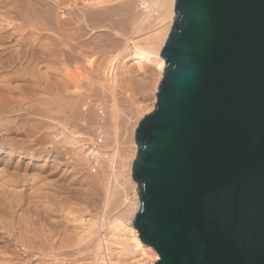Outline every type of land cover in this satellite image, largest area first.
Instances as JSON below:
<instances>
[{"label":"water","instance_id":"1","mask_svg":"<svg viewBox=\"0 0 264 264\" xmlns=\"http://www.w3.org/2000/svg\"><path fill=\"white\" fill-rule=\"evenodd\" d=\"M134 134L132 226L156 264H264V0H175Z\"/></svg>","mask_w":264,"mask_h":264},{"label":"rangeland","instance_id":"2","mask_svg":"<svg viewBox=\"0 0 264 264\" xmlns=\"http://www.w3.org/2000/svg\"><path fill=\"white\" fill-rule=\"evenodd\" d=\"M26 1L27 0H13V2L16 3L19 7H22L24 2H26ZM43 1L44 0H41V3H47V5L49 7H51V15H52L51 17L53 19V20L51 19V22L53 24H55L56 21L62 22L64 20L63 22L66 23V25L64 27V30H66L65 34L69 30L67 32L69 34V38L68 37L66 38V41H67V43H65L66 45H64L63 47L56 48L57 51H58V49H62V48L65 49V46H69L71 48L69 50L70 53L72 55H75L77 59L80 58L79 59L80 61L79 60H76L79 62L73 61L72 63H74V64L69 62L71 65L70 66L68 64V62L65 63L64 56L61 57L62 55H60V54H56V56L54 58H52L53 60L51 59V62L49 61L50 57H47V55H45V62L44 63L42 60L37 61V62H39V64L41 62L40 66H41V68H43L42 69L43 71L41 70V74H43V77H45L44 78L45 81L42 82L41 87L47 86L46 78L49 75V73H47L45 71H48L47 70L48 65L57 69V74H56L57 76H58V74H62V76L64 77V78L63 77L57 78V76H56V81H55V79H54L55 76H52L53 80L55 82L52 80L50 81L51 86L49 84L50 88L47 89L48 93L39 92V95H37L36 93H30L29 92L30 90H27L28 88L26 86L25 88H27L26 90H27V92H29V93H27L25 91L24 85L22 83L23 81L17 80V81H13L11 83H8L10 85V87L12 86L11 88L13 89V92L11 91L10 93H8L9 95H11V96H9V95H7V92L2 94V92H5V91H2L4 89V86H6L8 84L0 81L1 82L0 106H2L4 104L3 103V98H4L3 95L8 96L7 99H4L5 102L9 101L11 103L10 104L8 102L9 104H7L8 106L6 107V113L0 114V137H3V139H6L9 143H12L14 145L17 153L18 152L23 153L22 158H21V157H18V156L16 157L13 155L9 157L8 155H6L7 149H3L0 152V171L3 172V174H2V172H0V174H1L0 176H2V178L10 176L11 177V178L9 177V180L11 179L10 181H12V177H13V180L15 178L14 181L17 182V185H16V183H14L12 188H11V186H9V188H11V190H10L11 192L9 191L8 186H4V188H6V190L8 189V191L12 195L20 193L22 200H23L21 207H20V204L16 205V203H15L16 206L14 205V203L10 204V208H8L10 211L12 210L11 208L13 206H14V208H16L18 206V208H16V209L13 208L14 211L12 210L11 213L9 212V210H7L8 204H6V202L0 203L1 209L5 210L3 216L6 214L9 215V216H7L8 218L5 216L6 218H4L2 220H3V222H5L4 220L6 219V222L4 224L10 222L11 225L17 226L16 223H18L17 221L20 220V217L21 218L26 217V218H28L27 220H25L26 218H22L24 220L22 221V219H21V221H19V222L25 223V222H28L31 220L32 221V227H34V226L37 227V225H39V222H41V219H42V218L40 219L39 216L43 217L42 214L46 210V211L54 212V214L51 215V217H53V218L50 217L49 219H47V222H49L51 220L49 222L50 224L61 226L62 224L64 225L66 223L67 226H69L70 228L71 227H77L78 228V226L81 225L79 223L81 220L92 221V222L98 223V220H99L98 218H99V216L102 215V213H101L102 210L100 207H101V203H102L101 199L103 198V194H102L103 188L101 187V185L97 186V188H96V186H94V187L89 186V184L87 183L88 182L87 180H90V179H87V178L90 177L91 180L92 179L94 180L97 178L96 177L97 174L94 175L93 171H91V170H90L91 172H89L88 166L86 165L87 164L86 163L87 157L85 159L83 158L84 161L82 160V158L78 160L74 156L75 154H73V152H71L73 150L72 149L73 147L68 145L67 142L61 143L59 141L63 137L61 132L62 131H64V132L73 131V133H74V129H75V131L77 130V132L79 131V133L82 134V136L84 138L83 140H85L86 136L94 135L93 130L96 129L95 127H97L98 124L102 123V119H103V121L106 122L108 131H110V130L113 131V125L110 126L111 124H114V123H115V125L118 124L120 143H123L122 145L119 146V149H120L119 152H123V153H125V155H127V154L129 155L130 150L133 149V147H134L132 145V143H135L134 138L131 137L132 126L134 125L135 121H137V120H138V122L141 121L144 116L149 115L150 113H152L154 111V107H155L156 99H157L156 97H157V93H158V86H159L160 82L162 81L163 72L161 74V71L158 69V62H156V61H153L151 63L146 64V66H144L143 68H139L137 66V64L133 61V59L130 58L131 50H130V46L126 47V43H127L126 39H128L130 37V34L132 32L131 13H130V11H126V10L123 11L121 9V7H122V5H127L128 3H130L131 0H46L44 2ZM111 8H112V10H111L112 12L109 10ZM99 9L102 12H97ZM90 10H93V11H90ZM94 10H95V12H94ZM134 10L137 13L138 12V6L134 7ZM79 12H81V13H79ZM91 12L94 13L93 14L94 18L91 17L92 16ZM88 13H89V15L91 13V15L89 16ZM97 13L98 14L103 13V15H104V16L101 15V17H102L101 22L96 21V17L97 18L100 17V14L98 15ZM96 14H97V16H96ZM84 15L85 16L88 15L87 16L88 18L86 17V20L87 19L93 20V21L89 20L90 22L87 21L88 22L87 27H85L86 24H83L82 21L80 20ZM59 16H60V18H59ZM66 17H67V19H66ZM54 18H55V20H54ZM116 20H119L122 23H120L118 21L116 22ZM174 20H175V13H174V17H173V22H174ZM67 22H69L70 24ZM173 22H172V24H173ZM124 23H126V24L124 25ZM122 24H123V26H122ZM115 25H116V27H114ZM80 26L85 27L86 33L84 35L85 38L81 37L78 40L79 41L81 40V42H84L86 40V42L89 43V44L87 43L88 45H90V43H92V42H93V44L96 45V46L90 45L92 47V49H90L91 48L90 46H86L87 48L86 47L82 48V50H86V51H84L85 53L88 51L85 54V56L87 55L88 57H86V58H88L89 60H86V58H83V56L80 53L81 43H79L77 40H75L74 36H72V37L70 36L71 33L73 32L72 33V35H73L75 33L74 30H76ZM101 28H103V30ZM106 28H108V30ZM9 29H11V28H9ZM91 29H92V31H91ZM98 29H100V30H98ZM50 30H51V32L49 34ZM44 32H42L41 34H45L44 36L49 35V37H52L55 39L54 43L55 44L57 43L56 39L58 37L56 35L59 33H54L53 27H51V28L49 27V30L44 31ZM145 32H148V31H143V33H145ZM103 33H105V34H103ZM102 34L104 36H102ZM29 35H32V41H34L36 36H37V35H35V33L34 34L29 33ZM86 36H87V38H86ZM91 36L93 38H91ZM141 36H143V35L140 34V37ZM96 37H98V39L99 38H101V39L98 41V39ZM126 37H128V38H126ZM41 38H44L47 40H44ZM41 38H40L41 43L39 42L38 39H36L35 42L36 41H37L36 43L39 42L38 43L40 45L39 47L46 49L44 46H48L49 43L52 42V40L50 38H46V37H41ZM89 38H90V41H89ZM102 38H103V40H105L104 42H103ZM87 39H88V41H87ZM47 41H49V42H47ZM96 41H98V42H96ZM100 41L103 42V43H100L101 46H103V47L99 46ZM106 41H108V42H106ZM113 41H116L117 44L119 42L118 47L117 46L114 47V44H116V42L113 43ZM42 42H44V44L46 43L47 45H43ZM105 42L108 44H105ZM110 42H112V43L109 44ZM70 43H71V45H73V44H76V45L71 46ZM78 43L80 44V46H78L79 49L77 47ZM104 44L108 45L110 48L108 46H105ZM112 44H113V47H112ZM119 45H121V46L119 47ZM74 47L76 49H74ZM72 48H73V50H72ZM93 48L94 49L96 48L97 50L96 49L94 50ZM77 50H80V51H77ZM102 51H103V53L100 54V52H102ZM89 52H91V54ZM119 53L120 54L122 53L123 55L122 54L120 55ZM128 54H129V56H128ZM89 56L91 57V59ZM111 56H112V58H111ZM113 56H114V58L116 57L115 58L116 60H118L117 61L118 69L116 71L117 72L116 75L119 77V81L116 84V86L113 88V90L110 91V88H109V86H107V83L105 82L104 79H105L106 74H107V68L109 66V62L111 59H113ZM106 58H107V60H106ZM61 59H63L64 61ZM84 60H86V63H84L85 62ZM82 61H84V62H82ZM75 62H76V64L78 63V65H80V66L75 65ZM84 64H85V66H84ZM65 65H68L71 68L66 66L69 69L66 68V70H65ZM94 65H95V67H94ZM75 66H77V68ZM88 68H89V70H88ZM16 69H17V67H16ZM12 70H15V69H12ZM65 71H66V73H65ZM79 71H80V73H79ZM76 72H78V73H76ZM85 72H86V74H85ZM59 76H61V75H59ZM120 78H122V79L120 80ZM75 79H76V81H75ZM62 80H64V81H62ZM14 82L17 84V86L14 85L15 88L13 87ZM90 82H92V83H90ZM18 83L21 86L23 85L22 88H21V86H18ZM2 85H4V86L2 87ZM63 85H65V87ZM66 85L68 87H70V86L71 87L68 88ZM16 87H18V88L20 87L21 89L19 88L20 89L19 90ZM51 88H54V92H52V93H50ZM22 90H23V92H22ZM38 91H40V90H38ZM91 92H93V93H91ZM35 94H36V96H35ZM46 94H47V96H46ZM30 95L31 96L33 95V96L31 97ZM13 96H16V97H13ZM70 96H71V98H70ZM38 99H42L43 102H39V101L36 102L35 100H38ZM18 100H20V101H18ZM24 101H25V103H24ZM114 103H115V106L117 107V111L113 110ZM104 106L105 107L107 106V108H105ZM109 107H110V109H109ZM93 108H94V110H93ZM98 108H99V110H98ZM26 113L27 114L29 113V114L27 115ZM102 113H103V115H105V113H106V115L103 116V115H101ZM40 117H42V118L44 117V118L41 119ZM105 117H107V118H105ZM62 125H65V126L62 127ZM56 126H57V128H56ZM56 129H58V130H56ZM59 135H61V136H59ZM54 136H56V137L58 136V138L56 139V138H54ZM111 139L112 138H110V141L108 142L109 144L103 146L104 147L103 151H105V152L107 151V152L112 153V150L115 147V145L112 143ZM80 144L83 145V147L81 146L80 149L83 150V148H85L83 151H86V152L90 151L89 149L94 148V146H95L93 142L88 143L87 145L84 142H81ZM26 146H28V147H26ZM77 146L79 149V145H77ZM27 148H29V150ZM95 148H96V146H95ZM33 154H35V155L33 156ZM24 156H26V157H24ZM50 157H52V158L49 159ZM55 157H58V158H55ZM135 157H136V155H135ZM5 166H7L8 170ZM91 166H94V164L91 163ZM5 168H6V170H5ZM40 172H41V174L38 175ZM10 173H11V175H10ZM13 173L15 175L20 176V177L14 176ZM84 176L86 177V179H84L85 178ZM2 178L0 177V183H1ZM17 178L20 180L18 181ZM56 182H57V184H56ZM44 183L46 185L47 184L48 185L46 186ZM52 183L54 185H51ZM16 187H17V189H16ZM13 189H15V190H13ZM39 190H40V192H39ZM81 190H83L84 192ZM82 193H84V194H82ZM115 193L116 194L114 195V198L110 202V205L107 209V213L105 215L106 217H109V219L105 223L106 226H104L103 229H100L99 233H96V231L98 230L97 227L93 228L91 230L93 235H91L90 237H88V236L86 237L87 238L86 242L83 245H86V247L89 245L87 248L89 249V247H90V250L92 248L91 244L93 242L95 243L97 238H101V237H103V235H106V232L108 231L109 222L111 221V219L114 218V216L117 213L122 211V208L124 206L123 203H124L125 197L128 196V198L130 200H132V202H135L134 193H136L138 196V200H139L138 186L132 180V178L127 177L126 170H123L122 173L118 176V182L115 184ZM99 195H101V196H99ZM41 196L44 198H41ZM53 198H54V200H53ZM62 200H64V201L62 202ZM98 202H100V203H98ZM61 203H64V204H61ZM94 206L97 208H95ZM42 207H43V209H42ZM16 210H18V211H16ZM7 211H8V213H7ZM15 211H16V214H15ZM12 212H13V215H12ZM20 212H21V215H20ZM23 212L24 213L26 212L25 213L26 215L25 214L23 215ZM64 212H66V213H64ZM17 213H18V215H17ZM27 214L29 216L32 215L30 217V219H29ZM81 214H82V216H81ZM10 215L12 216L13 219L10 218ZM19 215H20V217H19V219H17ZM135 215L136 214H134L132 221H133ZM7 219H9V220L11 219L12 222L9 220L7 221ZM72 219L73 220L77 219V220L73 221ZM53 221H54V223H53ZM132 221H131V223H129V222L126 223L127 228H129V229L133 228L132 227ZM62 222H64V223H62ZM74 222H76L75 223L76 225H74ZM68 223H70V225H68ZM2 237H5V235ZM90 242H92V243L90 244ZM0 243H1L0 244V248H1V246L3 247L4 240L0 239ZM112 243H113V241L109 245V252H106L104 250V255H105L104 260H103L104 262L101 260H98L96 258L95 259L89 258L88 255H85L86 252L79 253V250H76V252L70 258L67 256H65V257L61 256L60 254L57 255V253L54 255H51L50 251H46L47 254L42 256V254L35 249L31 250V252L26 254L27 250H25L24 247H22L18 244V246H16L15 248L18 250L16 253H18L19 255L21 254L19 256L20 258L9 257L8 255L6 256L7 257L6 258L5 256H3L2 258L0 257V264H21V263H23V264H25V263L26 264H54V261L56 264L57 263L68 264L70 261L71 262L69 264H71V263L72 264H106L108 262H109V264H156L159 260L157 253L151 248H150L151 250L146 251V253L144 254V253H140L137 249H134V248L122 249V247H120L119 245H117L115 243L112 244ZM27 246L28 245H26V247ZM1 250H3V249L2 248L0 249V253H1L0 256L3 255ZM136 251H138V252H136ZM110 255L115 258V259L111 258L112 263H110V261H108L109 260L108 257ZM127 255H129V256H127ZM84 256H85V258H84ZM81 257H83V259ZM5 258H6V260H5ZM68 258H69V261H68ZM9 259H11V260H9ZM62 261H63V263H62ZM51 262H53V263H51Z\"/></svg>","mask_w":264,"mask_h":264},{"label":"bare ground","instance_id":"3","mask_svg":"<svg viewBox=\"0 0 264 264\" xmlns=\"http://www.w3.org/2000/svg\"><path fill=\"white\" fill-rule=\"evenodd\" d=\"M44 1H46V0H44ZM174 5H175V0H131L130 3H128L127 5H122L121 9L123 11L126 10V11H130V13H131V27H132V32H131L129 38L126 37V38H128V39H126L127 40L126 47H129L130 46V50H131V56H130V58L133 59V61L137 64V66L139 68H143L144 66H146V64L151 63L153 61H156V62H158V69L161 71V74H162V72L164 73L165 61L160 57V53H161V49H162V47H163V45H164V43H165V41H166L169 33L171 31L170 29L172 27V22H173V17H174ZM137 6H138V12L136 13L135 10H134V7H137ZM99 10L97 12H102L101 10L100 11ZM109 10L111 11L112 8L109 9ZM90 11H93V10H90ZM94 12H95V10H94ZM79 13H81V12H79ZM91 13H92V16L91 17L94 18V16H93L94 13L93 12H91ZM91 13H90V15H91ZM97 14H96V16H97ZM99 14H100V17L99 18H97L96 16L95 17H96V21L101 22L102 21L101 20V18H102L101 15L102 16H104V15H103V13L102 14L99 13ZM88 15H89V13H88ZM88 15H86V16L84 15L80 19L83 24H86L85 27H87V25H88L87 24L88 23L87 21L90 20V19L89 20L88 19L86 20V17ZM51 16H52L51 15V7H49L47 5V3H41V0H27L26 2H24V4H23L22 7H19L16 3L13 2V0H0V81L1 82L8 84V83H11L13 81L19 80V81H23L22 83L24 85V88L27 86L28 89L25 88V91L26 92H27V90H30L29 91L30 93H36L37 95H39V92L48 93L47 92V89H49L50 86H51V82L50 81L51 80L54 81L52 76H55L54 79L56 81L57 69H55L54 67H51L49 65L47 66V70L48 71H45L44 70L45 72L49 73V75L47 74L48 76L46 78V84H47V86L41 87L42 82L45 81V79H44L45 77H43V74H41V70L43 69L40 66L41 62L39 64V62H37V61L42 60L43 63H44L45 62V55H47V57H50L49 61L51 62V59L54 58L56 56V54L62 55L61 57L64 56L65 63L68 62L69 65H70L69 62L72 63L73 61H76V60H79L80 59V58L77 59L75 55H72L70 53L69 50L71 48L69 46H65V49L62 48V49H58V51H57L56 48L63 47L64 45H66L65 44V43H67L66 38L67 37L69 38V34L67 33L69 30L65 34V31L66 30H64V27H65L66 23L63 22L64 20L62 22L61 21H56V23L53 24L51 22V19H52ZM59 18H60V16H59ZM66 19H67V17H66ZM54 20H55V18H54ZM90 21H93V20L91 19ZM117 21L120 22L119 20H116V22ZM67 23H69V22H67ZM120 23H122V22H120ZM125 24L126 23H124V25ZM116 25L114 27H116ZM122 26H123V24H122ZM49 27L50 28L51 27L54 28V33H59V34L56 35L58 37L56 39V42H57L56 44L54 43L55 42V39L54 38L49 37V35L48 36L47 35L44 36L45 34H41L42 32L49 30ZM85 27L84 26H80L79 28H77L76 30H74L75 33L73 35H72L73 32L72 33L70 32L71 33L70 36L71 37L74 36V39L77 40L79 43H81V51L80 50H77V51H80V53L83 56V58L88 57L87 55L85 56V54L88 51L85 53L84 51H86V50H82V48L83 47H86V46H90V45H93V46L95 45V44H93V42L90 43V45H88L89 43L86 42V40L84 42H81V40L80 41L78 40L81 37L85 38L84 37V35L86 33ZM9 28H11V29H9ZM101 29L103 30V28H101ZM106 29L108 30V28H106ZM98 30H100V29H98ZM91 31H92V29H91ZM143 31H148V32L143 33ZM50 32H51V30L49 31V34H50ZM29 33H32V34L35 33V35H37L36 38H35V40L38 39L39 42H40V38L41 37L50 38L52 40V42H50L48 46H44L47 50L46 49H43L42 47H39L40 46L38 44L39 42L36 43L37 41L35 42L34 39H33L34 41H32V35H29ZM103 34H105V33H103ZM103 34H102V36H104ZM140 34H142L143 36L140 37ZM86 38H87V36H86ZM91 38H93V37L91 36ZM96 38L98 39V37H96ZM41 39H44V38H41ZM100 39L101 38H99L98 41ZM44 40H47V39H44ZM102 40H103V38H102ZM87 41H88V39H87ZM89 41H90V38H89ZM98 41H96V42H98ZM101 41L99 42V44L100 43H103L105 40H103V42H101ZM47 42H49V41H47ZM106 42H108V41H106ZM106 42H105V44H108ZM115 42L116 41H113V43H115ZM42 43H43V45H47L46 43L44 44V42H42ZM79 43H78L77 47L80 46ZM111 43L112 42H110L109 44H111ZM116 44H117V42H116ZM116 44H114V47L115 46L118 47L119 42H118L117 45ZM70 45H71V43H70ZM74 45H76V44H73L71 46H74ZM99 46H101V44ZM105 46H108V45H105ZM120 46L121 45H119V47ZM101 47H103V46H101ZM112 47H113V44H112ZM74 49H76V48L74 47ZM78 49H79V47H78ZM90 49H92V47ZM72 50H73V48H72ZM103 51L100 52V54L103 53ZM89 53L91 54V52H89ZM114 56H113V59H111L112 56L110 58L111 60L109 62V66L107 68V74H106V77L104 79L105 82L107 83V86H109L110 91L113 90V88L116 86V84L119 81V77L116 75L117 74L116 71L118 69V66H117V61L118 60H116L115 59L116 57L114 58ZM128 56H129V54H128ZM90 59H91V57H90ZM61 60H63V59H61ZM86 60H89V59L86 58ZM86 60H84L85 62L84 61H82V62L86 63ZM106 60H107V58H106ZM79 61H76V62H79ZM76 62H75V65L80 66V65H78V63L76 64ZM72 64H74V63H72ZM66 66H68V65H65V70H66V68L67 69L71 68L69 66H68L69 68L66 67ZM77 66H75V67L77 68ZM84 66H85V64H84ZM16 67H17V69H16ZM94 67H95V65H94ZM12 69H15V70H12ZM88 70H89V68H88ZM86 72H85V74H86ZM65 73H66V71H65ZM76 73H78V72H76ZM79 73H80V71H79ZM59 75H61V76H59ZM58 77H61L62 78L63 76H62V74H58L57 78ZM121 79L122 78H120V80ZM62 81H64V80H62ZM75 81H76V79H75ZM1 82H0V86H1ZM90 83H92V82H90ZM49 84H50V86H49ZM4 85H2V87ZM14 85L17 86V84L15 82L13 84V87H14ZM18 86H21V85H19V83H18ZM22 86H21V88H22ZM63 86L65 87V85H63ZM11 87H10L9 84L6 85V86H4V89L2 91H5V92H2V94L7 92V95H9L8 93H10L11 91L13 92V89ZM70 87H68V88H70ZM16 88H18V87H16ZM38 90H40V91H38ZM22 92H23V90H22ZM29 92H27V93H29ZM52 92H54V88H51L50 89V93H52ZM91 93H93V92H91ZM0 94H1V90H0ZM36 94H35V96H36ZM3 96H4V98H3V103L4 104L2 106H0V114L6 113V107L8 106L7 104L10 103L9 101H6L5 102V100H4V99H7L8 96H6V95H3ZM9 96H11V95H9ZM46 96H47V94H46ZM0 97H1V95H0ZM13 97H16V96H13ZM70 98H71V96H70ZM18 101H20V100H18ZM35 101L36 102H38V101L39 102H43L42 99H38V100H35ZM24 103H25V101H24ZM105 108H107V106ZM109 109H110V107H109ZM93 110H94V108H93ZM98 110H99V108H98ZM113 110L117 111V107L115 106V103L113 105ZM103 113L101 115H103ZM105 115H106V113H105ZM105 115H103V116H105ZM40 118L43 119L44 117L43 118L40 117ZM105 118H107V117H105ZM139 123H140V121L138 122V120H137V121H135L134 125L132 126V132H131V137L132 138H134V134H135V131H136ZM112 125H113V131H111V130L108 131L107 130L106 122L103 121V119H102V123L101 124H98L97 127H95L96 129L93 130L94 135L86 136L85 140H83L84 138H83L82 134L79 133V131L77 132V130L75 131V129H74V133H73V131H70V132H68V131L67 132L62 131L61 134L63 135V137L59 140L61 143L62 142H64V143L67 142L68 145H70V146L73 147L72 148L73 150L71 152H73V154H75L74 156L78 160L82 158V160L84 161V159L87 157L88 159L86 158V163H87L86 165L88 166L89 172L93 171L94 175L97 174V176H96L97 178L94 179V180L93 179L91 180L90 177L87 178V179H90L91 180V181L90 180H87L88 181L87 183L89 184V186H92V187L96 186V188H97V186H100L101 185V187L103 188V193H102L103 194V198L101 197L102 198L101 199L102 200V203H101V207H100L101 210H102V212H101L102 215L99 216L98 223L92 222V221H83V220H81L79 222L81 225L78 226V228L77 227H71L70 228L69 226H67L66 223H65L66 225L64 224L65 226L63 224H62L63 226L62 225L61 226H58V225L50 224L49 222L51 220L49 222H47V219H49L51 217V215L54 214V212H50V211H46L45 210V212L42 214L43 217L42 216L41 217L39 216V218L40 219L42 218V219H41V222L38 221L39 222V225L36 224L37 227L36 226L32 227V221L31 220H30L31 222L30 221L25 222V223L24 222L23 223L19 222V221H21L22 218H26V217H22V218L20 217L21 212H20V215L18 216V218L16 217L17 219H19V217H20V220L17 221L18 223L15 222L16 225H17V226H15V225H11L10 222H9L10 224L9 223L4 224L6 222V219L4 220L5 222H3L2 219L6 218L9 215L6 214V215L3 216L5 210L1 209V206H0V239L1 240H4L3 247L1 246V248L3 249V250H1L2 251V254H3L2 256H0L1 258L3 256L6 257L7 255L9 257L20 258L19 256L21 254L19 255L18 253H16L18 250L15 248L16 246H18V244L20 246L24 247L25 250H27L26 251V254H28L29 252H31V250L35 249V250L39 251L42 254V256L47 254L46 251H50L51 252V255H54V254L57 253V255L60 254L61 256H64V257L67 256V257L70 258V257L73 256V254L76 252V250H79V253L86 252L85 255H88L89 258H93V259L96 258V259L101 260V261H103L104 260V257H105L104 250L106 252H109V245H110V243L112 241H113V243H115V244L119 245L120 247H122V249L134 248V249H137L140 253H144V254L146 253V251H149V250L152 249L151 247H148V246H146V245H144V244H142L140 242L139 237H138V233H137L136 230L133 229L134 228L133 226H132L133 227L132 229H129L126 226V223L127 222L131 223L134 214L137 213V211H138V209L140 207V202L138 200V196H137L136 193H134L135 202H132V200H130L128 198V196L125 197L124 203H123L124 206L122 208V211H120L119 213H117L114 216V218L111 219V221L109 222L108 231L106 232V235H103V237H101V238H97V240L95 241V243L94 242L93 243L90 242V244L92 243L91 244L92 245L91 250H90V247H89V249L87 248L89 245L87 247H86V245H83L86 242V239H87L86 237L87 236L90 237L91 235H93L92 232H91V230L93 228L97 227L98 230L96 231V233H99V230L100 229H103L104 226H106L105 223L109 219V217H106L105 215L107 213V209H108V207L110 205V202L112 201V199L114 198V195L116 194L115 193V184L118 182V176L122 173L123 170H126L127 177L128 178H132V164H133L134 159L136 158L135 155L137 153L136 144L135 143H132V145L134 147H133V149L130 150V154L129 155L128 154L125 155V153L119 152V150H120L119 149V146L123 144V143H120V138H119L120 135H119V129H118L119 126H118V124L115 125V123L114 124H111L110 126H112ZM63 126H65V125H62V127ZM56 128H57V126H56ZM56 130H58V129H56ZM59 136H61V135H59ZM54 138L57 139L58 136L57 137L54 136ZM110 138H112L111 139L112 140V143L115 145V147L112 150V153L111 152H107V151L106 152L103 151V148H104L103 146L109 144L108 142L110 141ZM81 142H84L86 145L88 143H92L93 142L94 145L96 146V148L94 146V149H89L90 151L87 150L88 152L83 151L85 148H83V150L80 149V147L81 146L83 147V145H84L83 143H82L83 145H81L80 144ZM134 142H135V140H134ZM77 145H79V149H78V146ZM26 147H28V146H26ZM3 149H7V154L6 155H8L9 157L13 155V156H16V157L18 156V157H21L22 158V154H23L22 152H18L17 153V151H16V149H15V147H14V145L12 143H9L6 139H3V137H0V152ZM27 149L29 150V148H27ZM34 155L35 154H33V156ZM24 157H26V156H24ZM51 158L52 157H50L49 159H51ZM55 158H58V157H55ZM91 163H93L94 166H91ZM5 167L7 168V166H5ZM6 168H5V170H6ZM7 170H8V168H7ZM0 172H2V171H0ZM2 174H3V172H2ZM40 174H41V172L38 175H40ZM10 175H11V173H10ZM14 176H18V175H15L14 174ZM0 177L2 178V176H0ZM7 177H3L1 179V183H0V203L6 202V204H8L7 210H9L8 208H10V204H13V203H14V205H15V203H16V205L17 204H20V207H21L22 201H23L22 200V197H21V194L19 192H18L19 194H13V195L10 193L11 192L10 190H11L13 184L16 183V185H17V182L14 181L15 178L13 180V177H12V181H13L12 182V181H10L11 179L9 180V177L10 176L8 178ZM18 177H20V176H18ZM84 179H86V177ZM19 180L20 179H18V181ZM56 184H57V182H56ZM51 185H54V184L52 183ZM4 186H8V188H9V186H11V188H9V191L10 192L8 191V189L6 190V188H4ZM16 189H17V187H16ZM13 190H15V189H13ZM40 190H39V192H40ZM81 191H83V190H81ZM82 194H84V193H82ZM99 196H101V195H99ZM41 198H44V197L41 196ZM54 198H53V200H54ZM63 201L64 200H62V202ZM98 203H100V202H98ZM61 204H64V203H61ZM13 208H14V206L11 209L13 210ZM16 208H18V206ZM16 208H14V209H16ZM95 208H97V207H95ZM42 209H43V207H42ZM11 211L9 210L10 213H11ZM16 211H18V210H16ZM16 211H15V214H16ZM7 213H8V211H7ZM18 213H17V215H18ZM25 213L23 212V215ZM64 213H66V212H64ZM12 215H13V212H12ZM31 216L28 215L29 219H30ZM81 216H82V214H81ZM10 218H12L11 215H10ZM51 218H53V217H51ZM27 219L28 218H26L25 220H27ZM8 220L9 219H7V221ZM23 220L24 219H22V221ZM76 220H73V221H76ZM9 221H11V219ZM64 222H62V223H64ZM53 223H54V221H53ZM75 223L76 222H74V225H76ZM68 225H70V223H68ZM4 235H5V237H2ZM26 245H28V246L26 247ZM138 251H136V252H138ZM127 256H129V255H127ZM6 258H5V260H6ZM69 258H68V261H69ZM81 258L83 259V257H81ZM84 258H85V256H84ZM111 258H114V257H112L111 255L108 257V259H109L108 261H110V263H112L111 262L112 261ZM11 259H9V260H11ZM51 263H53V262H51ZM62 263H63V261H62ZM21 264H23V263H21ZM54 264H56L55 261H54ZM57 264H59V263H57ZM106 264H109V262L106 263Z\"/></svg>","mask_w":264,"mask_h":264},{"label":"built area","instance_id":"4","mask_svg":"<svg viewBox=\"0 0 264 264\" xmlns=\"http://www.w3.org/2000/svg\"><path fill=\"white\" fill-rule=\"evenodd\" d=\"M91 149H94V148H91Z\"/></svg>","mask_w":264,"mask_h":264}]
</instances>
